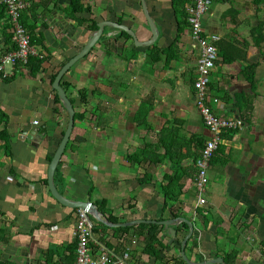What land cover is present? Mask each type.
<instances>
[{
  "label": "crops",
  "instance_id": "obj_1",
  "mask_svg": "<svg viewBox=\"0 0 264 264\" xmlns=\"http://www.w3.org/2000/svg\"><path fill=\"white\" fill-rule=\"evenodd\" d=\"M25 1L22 19L44 62L36 75L26 67L0 78V112L8 116L10 135L8 148L0 141V264L76 260L79 209L56 200L48 183L69 123L53 83L87 44L90 26L102 22L111 26L61 81L81 117L54 175L62 196L93 204L116 225L90 215L92 254L129 251L130 264H264V42L257 41L262 28L264 35V0H214L203 18L204 32L221 37L210 84L211 96L220 101L214 112L244 121L243 129L222 138L203 206L196 161L211 135L196 107L200 48L185 18L194 0H144L158 32L151 46H137L114 26L150 42L142 0H83L76 19L68 14L71 0ZM3 16L0 57L15 49L7 11ZM41 126L43 135L31 141L36 145L26 142L23 132ZM180 176L178 203H167L164 187ZM175 219L194 226L184 248L187 259L182 245L189 224L162 225ZM141 224L160 226L158 258L147 254Z\"/></svg>",
  "mask_w": 264,
  "mask_h": 264
},
{
  "label": "built area",
  "instance_id": "obj_2",
  "mask_svg": "<svg viewBox=\"0 0 264 264\" xmlns=\"http://www.w3.org/2000/svg\"><path fill=\"white\" fill-rule=\"evenodd\" d=\"M213 3L214 0H194L186 9L191 36L200 48L198 75L194 82L196 107L211 135L205 141L200 157L196 161V185L200 206L206 204L203 196L210 184L208 171L211 161L222 143L223 135L244 128L242 119L220 117L214 112L212 106V104L220 102L219 99L211 96L210 84L219 58L218 43L221 37L204 32L203 18ZM0 6L6 8L12 29V40L16 46L12 52L0 57V78L7 79L14 75L17 68H26L30 57L42 58V56L32 45L30 33L22 23V14L27 10L29 4L25 0H0ZM34 124L38 125L39 122L34 121ZM93 230L94 223L90 216L85 211L79 210L75 231L77 249L74 264H130L129 251H124L120 255H112L108 252L92 254L90 244Z\"/></svg>",
  "mask_w": 264,
  "mask_h": 264
},
{
  "label": "water",
  "instance_id": "obj_3",
  "mask_svg": "<svg viewBox=\"0 0 264 264\" xmlns=\"http://www.w3.org/2000/svg\"><path fill=\"white\" fill-rule=\"evenodd\" d=\"M143 3V8H144V12H145V16L147 18V21L149 23L153 38L152 40L149 42H138L137 36L134 32H132L129 28L119 25V24H114L115 28L121 29L123 31H125L126 33H128L136 42L137 46H151L154 45L157 38H158V32L156 29V26L154 25L152 19L150 18V16L148 15L147 9H146V5L144 3V0H142ZM106 26H111L109 24V22H102L100 24H98V30H96L91 37L89 38L87 44L84 46V48L73 58H71L59 71V73L57 74L55 81L53 83V88L54 90L57 92L58 97L60 99L61 104L63 105V108L67 111L68 116H69V123H68V128L65 132V135L62 139V141L59 144V147L53 157V160L50 163L49 166V175H48V183H49V188L50 191L52 193V195L54 196V198L56 200H58L61 204H63L64 206L73 208V209H79V210H83L85 211L89 216H93L97 221L102 222L106 225L109 226H116L110 223H107L101 216V214L99 213V211L97 210V208L91 204V203H87V202H80V201H73V200H69L68 198L62 196L55 185L54 182V175L56 172V169L61 161V158L65 152L66 146L70 140L71 134L74 130L75 127V110H74V106L71 102V100L69 99L66 91L64 90V88L61 85V81L62 78L69 72V70L76 64L78 63L80 60L84 59L86 56H88V54L92 51V49L98 44V42L100 41L103 32H104V27ZM46 129V126H41V127H37L32 131L29 132H23V138H25L26 142L32 144L33 146H35V143H32V139L34 136L37 137V135L42 136L44 133V130ZM180 220H183L184 222L189 224L190 227V234L187 236V238L184 240L183 242V256L184 259H187L185 256V252H184V248L188 242V240L191 238L193 232H194V226L193 224H191L190 222H188L187 220L184 219H175L172 221H168V222H162V225L165 226H173L176 225L177 223L180 222ZM128 225V224H127ZM121 226V225H118ZM125 226V225H123ZM171 236L173 237V239H175L176 236V232L172 229L171 230ZM216 261H212L210 263H214ZM219 264H225L224 261L221 259Z\"/></svg>",
  "mask_w": 264,
  "mask_h": 264
},
{
  "label": "trees",
  "instance_id": "obj_4",
  "mask_svg": "<svg viewBox=\"0 0 264 264\" xmlns=\"http://www.w3.org/2000/svg\"><path fill=\"white\" fill-rule=\"evenodd\" d=\"M82 1L83 0H71L70 6L68 9V14L71 17L76 19L75 15L77 13H81L84 11L85 8L82 4ZM184 1H187V0H184ZM4 13H6V8L4 6H1V8H0V20L2 18H4V16H3ZM185 13H186V11H185ZM185 18H186V25H188V27H189V23L187 21V18H188L187 13H186ZM78 22L80 24L84 23L83 21H79V20H78ZM22 23H23L24 27L26 28L23 19H22ZM90 27L92 28V31H94V32L96 30H98L97 24H93ZM178 29H179V32L182 33V31L184 30V26L180 23ZM123 34L129 38V35L127 33L123 32ZM257 35H258V39H257L258 43H263L264 42L263 28L258 32ZM31 43L34 44L32 37H31ZM9 44H11V43L9 42ZM14 46H15V44H14ZM43 62H44L43 58L30 57L27 68L30 70L32 75H36L41 70ZM55 96H56V101L61 103L60 99L58 97V94L56 92H55ZM79 117H81V116L78 114H75L76 120L79 119ZM3 124H4V129L0 132V141L3 142L2 147L8 148L9 147V137H10V135L8 134L7 129H6V126L8 124V116L6 114H4L3 112H0V125H3ZM231 133H226L224 135H228ZM200 142L203 143V140H200ZM180 179H181V176L178 177L177 179L176 178H169L168 186L164 187V195L168 199L167 203H178L179 197L181 196L182 189H183V185L179 183ZM99 209L102 213L104 212L103 206L100 205ZM174 216H177V215H174ZM110 220H113V219H111V217H110ZM98 225H100L106 229H110L107 226H104L102 224H98ZM185 227H187V226H185ZM137 228H138L139 232L142 233L141 235H143L145 237L147 254L150 256H154V257L158 258L159 253L161 252V250L163 248L162 243L158 239V233L160 232V226L154 225V224H150V225L141 224ZM130 229H131V227L120 228L117 231H124L125 232V231H129ZM94 230H95V227H94ZM156 246L158 248H156ZM182 263L185 264L183 261H182Z\"/></svg>",
  "mask_w": 264,
  "mask_h": 264
},
{
  "label": "rangeland",
  "instance_id": "obj_5",
  "mask_svg": "<svg viewBox=\"0 0 264 264\" xmlns=\"http://www.w3.org/2000/svg\"><path fill=\"white\" fill-rule=\"evenodd\" d=\"M213 105V104H212Z\"/></svg>",
  "mask_w": 264,
  "mask_h": 264
}]
</instances>
